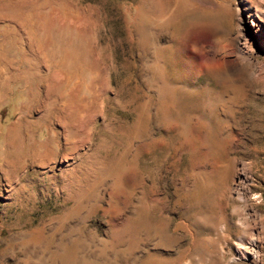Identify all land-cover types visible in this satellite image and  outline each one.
I'll return each instance as SVG.
<instances>
[{
  "label": "rangeland",
  "instance_id": "374dc122",
  "mask_svg": "<svg viewBox=\"0 0 264 264\" xmlns=\"http://www.w3.org/2000/svg\"><path fill=\"white\" fill-rule=\"evenodd\" d=\"M250 5L0 0V264H264Z\"/></svg>",
  "mask_w": 264,
  "mask_h": 264
},
{
  "label": "bare ground",
  "instance_id": "6f19581e",
  "mask_svg": "<svg viewBox=\"0 0 264 264\" xmlns=\"http://www.w3.org/2000/svg\"><path fill=\"white\" fill-rule=\"evenodd\" d=\"M244 13L249 18L251 27L254 29L255 34L259 39L264 41V34L261 35V33L264 31V17L262 16L258 6H246L244 8ZM225 68H229V65L225 66Z\"/></svg>",
  "mask_w": 264,
  "mask_h": 264
}]
</instances>
